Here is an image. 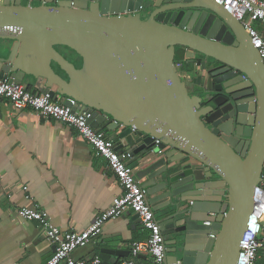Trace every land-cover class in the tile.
<instances>
[{
	"label": "water",
	"instance_id": "1",
	"mask_svg": "<svg viewBox=\"0 0 264 264\" xmlns=\"http://www.w3.org/2000/svg\"><path fill=\"white\" fill-rule=\"evenodd\" d=\"M0 39L1 79L41 78L112 133L167 264L237 263L264 169V64L237 19L215 0H0Z\"/></svg>",
	"mask_w": 264,
	"mask_h": 264
},
{
	"label": "crops",
	"instance_id": "2",
	"mask_svg": "<svg viewBox=\"0 0 264 264\" xmlns=\"http://www.w3.org/2000/svg\"><path fill=\"white\" fill-rule=\"evenodd\" d=\"M146 18L141 14L142 20ZM254 27L264 40V24L255 23ZM4 43L0 39V45ZM58 50L78 68H83V61L77 55L64 47ZM5 53L0 49V57ZM54 69L69 81L59 68ZM182 71L186 78L191 76L185 66ZM43 82L38 78L37 82L26 81L22 85L39 94L44 89ZM187 89L191 95L197 93L192 85ZM55 99L62 104L69 100L60 95H55ZM73 110L82 111L83 107L76 105ZM102 132L108 134L106 130ZM109 138L114 142L112 133ZM126 160L129 163L131 159ZM144 182L139 181L140 186ZM121 194L122 189L105 160L95 154L76 129L45 121L27 109L19 111L10 101L0 98V264H43L54 249L46 232L38 223L25 221L18 208L36 203L61 231L80 232ZM160 218L161 213L155 215V219ZM147 237L148 232L136 214L128 211L108 221L98 238L75 250L72 256L87 262L99 258L101 264L129 260L135 264H153L149 255L131 256V245ZM111 244L117 246L119 253L109 256L107 262L102 260L100 249ZM256 264H264L263 250L259 251Z\"/></svg>",
	"mask_w": 264,
	"mask_h": 264
},
{
	"label": "built area",
	"instance_id": "3",
	"mask_svg": "<svg viewBox=\"0 0 264 264\" xmlns=\"http://www.w3.org/2000/svg\"><path fill=\"white\" fill-rule=\"evenodd\" d=\"M237 19L248 36L252 45L258 50L264 64V40L255 23L264 24V0H215ZM182 63H175L180 79L185 80ZM0 98L7 99L19 111L30 110L45 121L63 123L77 130L80 137L87 142L97 156L103 158L107 167L115 175L122 194L105 211L97 214L93 222L80 232L61 231L54 226L47 212L38 204H29L18 208L19 215L29 222H36L46 232L48 240L54 246L53 254L43 264H101L99 258L92 261L76 260L72 254L85 246L91 240L98 238L103 226L110 220H115L128 211L136 214L143 229L148 232L145 241L134 242L131 245V256L137 258L140 254L149 255L153 264L166 263V247L160 227L150 206L146 202V192L135 177V171L129 167L124 155H119L114 148V142L104 132L92 128L89 124L91 113L86 110L74 111L77 104L70 100L69 106H64L53 99L50 93L35 94L21 84L9 82L0 78ZM158 143V141H155ZM27 191V187H23ZM29 200V197L26 196ZM264 251V172L255 187L254 207L247 228L242 235L240 252L236 264H256L259 251ZM121 264H135L132 260Z\"/></svg>",
	"mask_w": 264,
	"mask_h": 264
}]
</instances>
